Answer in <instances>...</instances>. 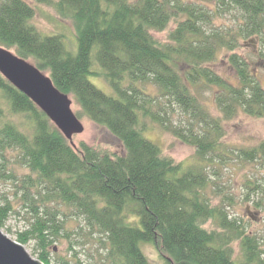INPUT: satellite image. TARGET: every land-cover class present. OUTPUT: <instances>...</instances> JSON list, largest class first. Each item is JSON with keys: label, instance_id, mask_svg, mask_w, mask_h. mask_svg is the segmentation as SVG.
Segmentation results:
<instances>
[{"label": "trees", "instance_id": "1", "mask_svg": "<svg viewBox=\"0 0 264 264\" xmlns=\"http://www.w3.org/2000/svg\"><path fill=\"white\" fill-rule=\"evenodd\" d=\"M27 1L0 0V47L49 76L79 108L77 118L105 128L124 154L86 143L72 147L0 74V153L17 152L19 164L29 170L24 189L32 194L35 220L17 242L36 241L42 250L38 260L51 264L54 243L64 234L69 239L77 235L66 227L64 206L83 222L79 234L99 236L105 249L101 264H151L141 243L155 246L166 264H264L257 239L204 195L209 182L205 162L227 155L225 123L240 114L264 118L259 74L264 71V0H209L215 6L209 10L191 0H29L52 4L62 19L72 21L74 57L62 36H45L32 24L36 11ZM232 10L241 16L236 27L206 31L213 18ZM173 22L177 27L167 43L153 37L152 32H165ZM251 40L261 41L254 67L250 55L236 53ZM224 52L235 83L212 69ZM95 64L102 73L92 71ZM89 76L102 77L117 97L98 89ZM204 88L216 90L218 116L201 100ZM170 106L189 119L188 126L172 123ZM146 122L194 148L198 166L180 174L182 165L145 138ZM237 156L243 163L264 161V141L237 150ZM246 187L257 185L248 180ZM12 213L10 202L0 203V228ZM212 221L219 230H207ZM234 243L243 250L238 262Z\"/></svg>", "mask_w": 264, "mask_h": 264}, {"label": "rangeland", "instance_id": "2", "mask_svg": "<svg viewBox=\"0 0 264 264\" xmlns=\"http://www.w3.org/2000/svg\"><path fill=\"white\" fill-rule=\"evenodd\" d=\"M55 1L52 0V4ZM191 1L204 5L207 10L215 9L212 1ZM27 2L36 11L32 24L38 31L45 36H62L69 55L72 57L76 56L78 48L72 21L62 19L52 4H38L29 0ZM239 22H241V16L236 10L226 13L222 12L221 16L213 18L206 27V31L210 34L213 31L218 32L221 29L234 28ZM176 27V23L173 22L167 31L162 33L152 32V35L161 43H167L170 32L174 31ZM260 44V40H251L247 44L243 43L236 53L245 57L250 55V59L253 62L251 67H254L260 59ZM228 57L229 54L227 52L221 54L212 69L235 83L236 76L228 64ZM258 66H262V64ZM92 71L95 73L103 72L97 64L93 66ZM259 74L261 82L264 84V71ZM89 81L108 96L117 97L115 91L102 77L89 76ZM216 93L215 89L210 90L209 88L201 89L199 92L203 103L214 112ZM152 94L157 95V90L152 89ZM72 110L77 112L79 108L73 105ZM167 110H169L172 123L188 126L189 119L183 116L181 112L177 111L174 114V109L171 106ZM215 115L218 116L216 112ZM82 123L85 132L82 135L75 136L73 139V143L77 148L80 143H86L91 147L107 149L118 155L124 154V148L120 142L105 128L99 127L87 119H83ZM146 124L149 128L144 133L145 138L159 146L164 156L182 165L180 174L198 166L200 161L194 148L161 131L150 122H146ZM225 131L226 137L223 140V151H226L227 155L213 156L204 164L209 178L204 195L213 206L223 207L229 220L238 222L249 236L255 237L260 249L264 251V161L243 163L237 156V150L252 148L264 141V118L259 119L240 114L233 121L225 123ZM29 174V170L19 164L17 152L7 151L4 156L3 153H0V203L5 204L8 201L15 210V213L11 214L9 220L0 230L15 242H17L20 233L31 230L32 225L35 223L30 201L32 194L24 189V186H27L25 176ZM11 175L16 178L11 179ZM248 180L255 183L258 189H248L246 187ZM32 193L34 195V191ZM25 196L27 201L25 200L24 202ZM61 210L69 216L68 219H64L67 229H74L77 235L69 239L64 234L54 243L51 248V264H61L63 260H70V264H101V256L105 254V249L98 240L99 236L90 237L87 231H85V236L79 234L81 233L78 232L80 227H84L83 222L80 224L70 209L62 206ZM206 228L210 231L219 230V224L217 221H212L207 224ZM70 247H73L75 251L69 252ZM24 248L34 259L38 260L42 250L36 241H31ZM140 248L151 264L167 263L152 244L141 243ZM231 249L235 261L238 262L243 259V250L239 243L232 244ZM262 258L264 260V254Z\"/></svg>", "mask_w": 264, "mask_h": 264}, {"label": "water", "instance_id": "3", "mask_svg": "<svg viewBox=\"0 0 264 264\" xmlns=\"http://www.w3.org/2000/svg\"><path fill=\"white\" fill-rule=\"evenodd\" d=\"M0 74L14 88L27 96L77 148L73 139L85 132L84 125L72 110L73 101L60 92L51 78L12 51L0 47ZM0 264H42L18 242L0 230Z\"/></svg>", "mask_w": 264, "mask_h": 264}]
</instances>
